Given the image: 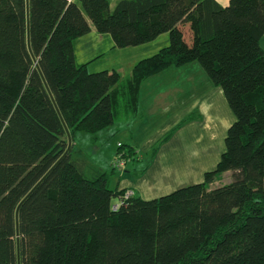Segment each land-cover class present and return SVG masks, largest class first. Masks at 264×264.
<instances>
[{"label": "trees", "instance_id": "1", "mask_svg": "<svg viewBox=\"0 0 264 264\" xmlns=\"http://www.w3.org/2000/svg\"><path fill=\"white\" fill-rule=\"evenodd\" d=\"M91 24L117 49L169 42L127 79L92 73L75 54ZM263 37L264 0H0V264H264ZM195 62L235 116L216 168L154 199L110 188L107 171L88 178L79 137L139 117L147 79Z\"/></svg>", "mask_w": 264, "mask_h": 264}, {"label": "rangeland", "instance_id": "2", "mask_svg": "<svg viewBox=\"0 0 264 264\" xmlns=\"http://www.w3.org/2000/svg\"><path fill=\"white\" fill-rule=\"evenodd\" d=\"M106 36L109 37V35ZM189 37L190 34L186 30V39L189 40ZM163 38L160 39L161 41H158V43H150L149 45H146V47L125 49L122 51L118 49L119 52H111V48L108 44L110 42L108 41L109 39H104L103 44H101L99 48L93 47L86 51V59L80 57V50L77 57V64L81 65L89 59L105 53L104 57L89 66V71L95 73L104 71L105 69L112 70L121 68L120 73L122 79H127L138 62L151 57L156 53L159 45H162L160 42L164 40ZM165 38L169 41V37ZM182 68L183 69L181 70L179 69V73H174L177 69L173 68L164 73L161 77L151 79L144 85V87H141V93L143 96L141 100L144 102V106L141 110V114L139 113V117L132 119L131 116L128 117L122 114L116 120V125L114 127H110L99 133L96 136V139H94V136L91 134H82L79 137L80 140L78 142L77 150H80V152H76L75 154L77 158L84 160L88 164V166L86 165L87 167L83 169L88 178L93 177L94 171L96 170L107 171L109 173L110 188L114 189L119 185L120 187H124L129 180L135 182L137 177L128 175L123 170H131L134 168L137 170H143L151 165V163L153 164V161L155 160V158L152 160L154 146L170 131V129L177 126H175V123L181 116H176L183 112L184 105H188L186 100L188 93L184 96L183 94L186 92L184 90L188 89L191 81L187 78L185 71L194 68V70H200L205 74L200 64L197 62L186 65ZM175 74L179 75L175 76ZM208 80L211 82L209 78ZM197 83L198 82H196V84ZM192 84H194V81H192ZM178 86L183 90L182 92L181 90L178 93L176 92L180 89ZM173 87H175L176 91L169 90ZM201 89L202 86L195 88L197 91L195 96H197ZM158 93L160 94L158 95ZM156 95H158L157 97H161L159 101L156 100ZM164 98L167 101H165ZM232 116L234 115L232 114ZM172 124L174 126H171ZM167 127L169 128L165 130ZM114 130L117 132L113 134ZM177 132L178 131H176L175 134H177ZM187 132L188 131L185 130L181 131L177 140L186 144L189 141L187 140V137H191L192 134V132H188V134ZM225 138V136H223L222 139L220 137L219 140H217L218 142H216L219 152L225 151ZM120 146H123V148L118 150ZM130 146L139 149V152H137L139 160L135 165H133V163L126 164L127 159H119V157L121 158L122 154L125 153L124 151H127ZM162 159L164 160L165 157H162ZM113 166H119L118 169L121 168V172L117 171V174H113L111 170ZM231 181L232 179L230 175H223L222 178L216 182L214 187L228 184ZM118 201L119 199L115 198L113 203H117Z\"/></svg>", "mask_w": 264, "mask_h": 264}, {"label": "crops", "instance_id": "3", "mask_svg": "<svg viewBox=\"0 0 264 264\" xmlns=\"http://www.w3.org/2000/svg\"><path fill=\"white\" fill-rule=\"evenodd\" d=\"M69 1L78 2V0ZM108 1L110 9L113 11L116 6L123 0ZM215 1L223 7L227 6L230 2V0ZM105 37L108 36L97 33L96 29L91 24V33L87 36L79 38L75 43L76 60L80 50V57L82 59H86V51L93 47L99 48L101 44H103L104 39H109L108 41L110 42L108 44L111 48V52H119L118 49L115 48L112 38H109L110 36L108 38ZM165 37H168V35L165 34L156 39L155 41L151 42L158 43V41H161L160 39H164L162 42H160V44L162 45H159L156 53L162 47L168 44L169 41L166 40ZM146 45L134 47V49L146 47ZM261 45L264 49V37L261 40ZM119 50L122 51L125 49ZM104 56L105 53H102L101 55L95 56L84 63H89L90 66L91 64H94L96 61H98ZM171 69L173 68H170L162 72L161 74L147 79L142 87H144V85L148 83V81H150L151 79L161 77L162 75H164V73L170 71ZM176 69L177 71H175L174 73H179V69L181 70L183 68L180 67ZM105 70H115L120 73L121 68ZM185 74L187 78L191 81L188 89L184 90L186 92L183 94L184 96L186 95V93H188V96L186 97L188 105H184L183 112L179 113L176 116L181 117L177 119L175 126L179 125L184 118H187L191 114L200 115L201 118L186 123L180 130H178L177 134H175V136L172 137L170 141L162 145L158 154L155 157V160L153 161V164L151 163V165H149L145 174L141 177H138L135 182L129 180L124 185V187H120L121 189L133 190L136 194L141 195L144 199L158 198L170 194L175 190L185 187L187 185L203 182L205 174L208 171L214 170L218 162L220 161L221 155L224 151L219 152L216 142H218L217 140H219L220 137L221 139L223 136L226 137L229 127L235 121V116H232L233 112H231L232 110H230L231 108L229 107L223 90L220 87H216L213 83H211L208 78H206L208 77L206 73L203 74V72H201L200 70L196 71L194 70V68H190L185 71ZM176 75L179 74H175V76ZM192 81H194V84H192ZM196 82L198 83L196 84ZM199 86H202V89L199 90L197 96H195V94L197 93L195 88ZM169 90L176 91L175 87L170 88ZM180 90L181 88L176 92L178 93L180 92ZM182 91L183 90H181V92ZM141 92L140 114L144 106V102H142L141 100V98L143 97ZM159 94L160 93H158V95ZM158 95H156L155 97L156 100L159 101L161 97H157ZM164 100L167 101L165 98ZM171 126L174 125L172 124ZM168 128L169 127H167L165 130H167ZM184 130L192 132L191 137H187V140L189 141L186 144L183 142L181 143L177 140L179 133ZM116 132L117 131L114 130L113 134ZM137 152H139L138 148ZM162 157H165V159L163 160Z\"/></svg>", "mask_w": 264, "mask_h": 264}, {"label": "built area", "instance_id": "4", "mask_svg": "<svg viewBox=\"0 0 264 264\" xmlns=\"http://www.w3.org/2000/svg\"><path fill=\"white\" fill-rule=\"evenodd\" d=\"M134 195V191L132 190H129L127 193H126V197H130V196H133Z\"/></svg>", "mask_w": 264, "mask_h": 264}, {"label": "water", "instance_id": "5", "mask_svg": "<svg viewBox=\"0 0 264 264\" xmlns=\"http://www.w3.org/2000/svg\"><path fill=\"white\" fill-rule=\"evenodd\" d=\"M70 149H71V146L69 147V149H68V151H67V153L65 155H67L69 153Z\"/></svg>", "mask_w": 264, "mask_h": 264}]
</instances>
